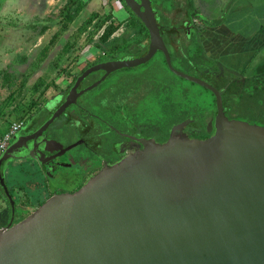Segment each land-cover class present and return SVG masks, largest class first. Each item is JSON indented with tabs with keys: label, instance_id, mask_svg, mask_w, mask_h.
Masks as SVG:
<instances>
[{
	"label": "water",
	"instance_id": "water-1",
	"mask_svg": "<svg viewBox=\"0 0 264 264\" xmlns=\"http://www.w3.org/2000/svg\"><path fill=\"white\" fill-rule=\"evenodd\" d=\"M148 32L144 56L98 63L74 81L62 103L33 135L13 137L0 161L20 156V143L39 140V152L66 148L42 134L84 92L110 73L162 53L168 70L215 98L212 133L188 137L190 119L162 143L139 139L118 161L103 166L73 193L54 195L32 213L0 228V264H264V128L223 113L219 92L171 64L150 0H122ZM102 71L80 92V83Z\"/></svg>",
	"mask_w": 264,
	"mask_h": 264
},
{
	"label": "rangeland",
	"instance_id": "rangeland-1",
	"mask_svg": "<svg viewBox=\"0 0 264 264\" xmlns=\"http://www.w3.org/2000/svg\"><path fill=\"white\" fill-rule=\"evenodd\" d=\"M36 1L30 0V2H27L28 4L23 5L25 0H21V2L20 0H9V5L15 11L21 10V13L12 12L3 20L0 19L1 134L12 121L22 120L27 114L34 111L36 106H41L50 96L67 89L74 76L88 62L98 58L100 50L96 47V42L103 31V28L98 29L99 18L108 14L117 20L127 18V13L122 9L119 0H81L79 6L75 9L72 21L66 24L65 27H61L62 25L57 23V15L67 0ZM222 1H227V3L222 4L219 0H190V4L193 12L202 16L209 15V17H212L219 13L226 14L228 22L240 18L241 23L234 22L233 26H229L228 29L239 30L241 35H248L251 31L257 29L259 25L264 26V0ZM0 2L3 3L4 0H0ZM186 2L187 0H153V6L151 7L154 8L159 23L164 26H179L181 19L171 14L177 8L185 10L184 5ZM229 8L232 12L236 10L237 13L233 16L232 14L227 15ZM121 32L122 29L118 30L114 36L120 35ZM192 41L191 37L187 38V48L194 46ZM142 50V48H138L135 51L117 54L112 61L139 58L142 55ZM263 63L262 61L260 66ZM172 64L176 70L193 76L194 73L188 70L191 64L185 63L183 58H174ZM261 69L263 70L264 66ZM215 72H208L204 77L199 75L198 79L220 88V82L215 78ZM98 78L99 75L96 73L91 74L84 86L89 85ZM259 78L262 79L263 76L261 75ZM258 79H256L257 83ZM38 82H43V86L38 90H34L33 86ZM44 85L47 86L45 89ZM162 85L167 93H172L176 89L179 91L187 90L190 93L188 95L189 100L194 106L196 105L197 114L203 112L201 109L209 108L212 103V97L208 92L170 74L163 66L161 56L158 54H155L152 59L143 65L112 72L100 86L87 91L82 97L81 103H87L91 111L96 112V108H92L91 105L102 92L105 93L110 90L126 92L134 89L138 92V98H136V105L133 107L131 114L141 115L148 121H154L156 118L154 113H156L157 101H159L157 100V88ZM247 90L249 88L244 91ZM40 92H43V94L40 95ZM63 96H55L52 101L46 104L47 111L53 110L62 101ZM239 98L241 101L232 99L240 105L238 120L264 127V110H261L264 106V98L259 97L256 99L255 97L245 96V94ZM34 103L37 105H34ZM47 111L39 109L34 116L35 120L37 122L44 120L48 115ZM208 115L206 113L203 116ZM151 125L149 123V126ZM63 127L65 129L61 135V142L64 145L75 143L79 138L78 126L73 123L70 125L64 124ZM96 128H98V133L107 131L103 125ZM102 141L105 142L108 139H102ZM74 151H82V149L77 147ZM4 167L5 165L0 161L1 194L4 193L3 185L6 190L8 188L9 191H12L7 175L6 177L3 175L7 168ZM1 178H3V185L1 184ZM6 183H8L7 187ZM17 203L14 202L16 206L19 205ZM10 218L11 206L3 194L0 197V228L1 226L6 227Z\"/></svg>",
	"mask_w": 264,
	"mask_h": 264
},
{
	"label": "flooded vegetation",
	"instance_id": "flooded-vegetation-1",
	"mask_svg": "<svg viewBox=\"0 0 264 264\" xmlns=\"http://www.w3.org/2000/svg\"><path fill=\"white\" fill-rule=\"evenodd\" d=\"M219 1L222 4L227 3V1ZM235 11L232 12L229 8V14L227 13V15L232 14L233 16V14L237 13ZM239 19L228 22L226 14L219 13L216 16L209 17V15L202 16L197 13L186 26H183L184 32L193 40L194 49L200 47L203 53V56L197 61L201 66L195 62L190 63L194 74L204 77L208 72L217 71L215 72V78L220 82V88L214 85L211 86L219 92L223 113L228 120L239 119L240 112L238 110L240 105L235 103L234 100L241 101L239 97L243 94L256 99L259 97L264 98V69H261L264 63L260 66L261 62H264V36H260V25L248 35H241L239 30L228 29L229 26H233L234 22L241 23ZM96 74L99 75V78L89 85L97 82L103 76L102 71L96 72ZM261 75L263 76L262 79L259 78ZM107 77L96 87L100 86ZM87 78L88 76L80 83L77 92L89 86H84ZM256 79H258V83ZM246 88H249V90L244 91ZM157 89V100L160 101L164 94L163 86H159ZM251 92L252 95H250ZM137 93V90L134 89L126 92L114 90L102 92L94 99L91 105L92 108H96V112H93L87 103H81L82 97L86 94L84 92L76 99L74 105L69 106L42 133L47 140L57 142L63 148H66L72 144L64 145L60 140L65 129L63 125L74 123L79 129V138L75 143L81 142L77 147H80L82 151H74L77 148L74 147L64 153L59 151L39 152L36 148V146L40 147L41 145L39 140L34 142L27 140L25 143H20L19 155L34 156V158L12 160L3 173L4 177L7 175L8 183H10L12 188V191L7 188L14 208L12 224L29 215L32 210L38 208L48 198L77 191L88 177L95 174L103 166L118 161L129 150H134V147H129V143L139 139H152L156 143H162L167 139L163 130L165 119L163 113L158 112L159 106H157L156 113H154V116L156 115L154 121H148L141 115L131 114L133 107L136 105ZM59 95H63L61 91L50 96L41 104L40 109L47 111L46 104ZM223 97L227 98L226 102H223ZM64 98L65 95L62 97V101ZM62 101L53 110L47 111L48 117ZM261 110H264V106ZM37 113L38 110L36 109L32 113L27 114L23 120L22 127L13 137L26 138L33 135L47 119L37 122L34 118ZM214 117L215 114L213 116L208 115L203 120L206 132L213 130L212 122ZM149 123L152 125L149 126ZM99 125H103L107 131L98 133V128L96 127ZM258 126L262 127L261 125ZM196 130L198 131L199 128H196ZM197 131L195 132L197 133ZM184 133L188 137L195 139H205L210 135L197 138L192 136L187 128ZM13 137L7 147L13 142ZM102 139H108V141L104 142ZM8 183H6V187ZM3 194L5 195V192L0 193V197ZM29 208L30 210L28 211Z\"/></svg>",
	"mask_w": 264,
	"mask_h": 264
},
{
	"label": "trees",
	"instance_id": "trees-1",
	"mask_svg": "<svg viewBox=\"0 0 264 264\" xmlns=\"http://www.w3.org/2000/svg\"><path fill=\"white\" fill-rule=\"evenodd\" d=\"M81 0H67L64 6L60 8L58 11V21L57 23L62 25L61 27H65L66 24L70 23L73 19V15L75 12V9L79 6ZM120 3L122 4L123 9L127 13V18L125 20H117L113 18L110 14L106 15L105 17L99 18L98 19V29L103 28L102 33L99 35L97 38L96 42V47L100 50V54L97 59L88 62L84 68L81 69V71L74 76L71 84L67 87V89L62 90V94L66 96L68 93L70 87L73 85L75 79L87 68H89L92 65L98 64V63H103L107 61H112L115 59V55L121 54V53H126V51H135L138 48H142V56H144L147 52L148 49V44H149V35L145 27L142 25V23L139 21V19L124 5L122 0H119ZM151 6H153V0H150ZM162 3V2H161ZM185 10H180L177 8L171 15L180 18V25L179 26H174V25H162L157 21L159 30H160V35L163 39V42L165 44V47L170 55L171 59V64L173 62L174 58H183V61L185 63H197L199 59L203 56L202 50L200 47L195 48L194 46L192 48H187V34L184 32L185 29L183 26H186L189 21L193 18L195 13L193 12V8L191 7L190 0H187L186 4L184 5ZM154 11V8H152ZM155 13V12H154ZM165 14V13H164ZM156 15V14H155ZM156 17V16H155ZM217 24V22H216ZM45 29V28H44ZM122 29V32L118 36H114L115 32L118 30ZM186 34V35H185ZM159 56H161L163 66L165 69L172 74L166 64L164 57L162 53L157 52ZM153 58V57H152ZM151 58V59H152ZM200 62H202L200 60ZM173 66V64H172ZM191 66V65H190ZM201 66V64H200ZM188 70H190L192 73H194L192 67H189ZM173 75V74H172ZM175 76V75H174ZM177 77V76H175ZM193 77H199L196 74H193ZM179 78V77H178ZM182 79V78H180ZM184 80V79H182ZM188 82V81H186ZM84 83V82H83ZM82 83V84H83ZM192 85L198 86L194 83L188 82ZM43 86V82H38L35 84L34 90L40 89V87ZM163 86V85H162ZM47 86L44 85V89ZM200 87V86H199ZM202 90L208 92L211 97H212V103L210 104L209 108L206 109H201L203 112L198 113L196 109V105L194 106L191 101L189 100L190 93L187 90H181L179 91L178 89L172 91V93H167L165 90V87L163 86V97L160 99L158 102V106L160 109H158L159 113H163L164 115V123H163V130H164V136L168 138L170 129L182 122H185L187 120H191L188 125L187 129L191 132L192 136L195 137H207L209 134L211 135L212 131L206 132L205 130V125L202 124L203 120L205 119L206 113L209 114V116H213L215 114V103H214V97L213 94L200 87ZM167 93V95H166ZM43 92H40V95H42ZM252 95V92L250 93ZM226 97H223V102H226ZM61 104V103H60ZM59 104V105H60ZM34 105H37L34 103ZM58 105V106H59ZM57 106V107H58ZM56 107V108H57ZM37 110L39 111V107H37ZM35 108V110H36ZM55 108V109H56ZM54 109V110H55ZM31 111L30 113H32ZM25 118V117H24ZM22 118V120H24ZM48 118V115L47 117ZM46 120V119H45ZM34 122V121H32ZM31 122V123H32ZM202 124V125H201ZM196 128H199L197 131ZM197 131V133L195 132ZM209 135V136H210ZM193 138V137H190Z\"/></svg>",
	"mask_w": 264,
	"mask_h": 264
},
{
	"label": "built area",
	"instance_id": "built-area-1",
	"mask_svg": "<svg viewBox=\"0 0 264 264\" xmlns=\"http://www.w3.org/2000/svg\"><path fill=\"white\" fill-rule=\"evenodd\" d=\"M23 120L13 121L8 128L0 135V154L6 149L13 135L22 127Z\"/></svg>",
	"mask_w": 264,
	"mask_h": 264
},
{
	"label": "crops",
	"instance_id": "crops-1",
	"mask_svg": "<svg viewBox=\"0 0 264 264\" xmlns=\"http://www.w3.org/2000/svg\"><path fill=\"white\" fill-rule=\"evenodd\" d=\"M30 2V0H25V2L23 3V5L27 2ZM35 2H37L36 0H33ZM21 2V0H20ZM34 2V4L36 5V3ZM28 4V3H27ZM22 5V6H23ZM123 9V8H122ZM12 12H18L21 13V10H14L13 7L11 5H9V0H4L3 3L0 2V19L3 20L4 17H6L9 13ZM260 36L263 37L264 36V26L260 25ZM17 121V120H16ZM13 122V121H12ZM1 134V133H0Z\"/></svg>",
	"mask_w": 264,
	"mask_h": 264
}]
</instances>
